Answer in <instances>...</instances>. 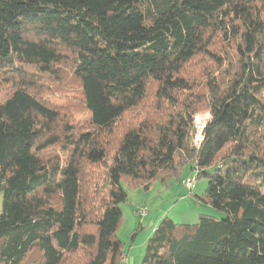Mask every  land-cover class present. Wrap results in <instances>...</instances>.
Returning a JSON list of instances; mask_svg holds the SVG:
<instances>
[{
    "label": "trees",
    "instance_id": "16d2710c",
    "mask_svg": "<svg viewBox=\"0 0 264 264\" xmlns=\"http://www.w3.org/2000/svg\"><path fill=\"white\" fill-rule=\"evenodd\" d=\"M63 64L89 115L76 135L31 91ZM150 86L157 113L117 133ZM86 163L105 168L95 207ZM187 166L209 213L163 217L141 264H264V0H0V264H118L122 180L148 188Z\"/></svg>",
    "mask_w": 264,
    "mask_h": 264
},
{
    "label": "rangeland",
    "instance_id": "374dc122",
    "mask_svg": "<svg viewBox=\"0 0 264 264\" xmlns=\"http://www.w3.org/2000/svg\"><path fill=\"white\" fill-rule=\"evenodd\" d=\"M62 67L61 77L58 80L44 79L38 81V84L31 87V91L35 92L47 106L60 113L70 124V133L76 135L81 131L90 129L89 115L81 99L79 82L72 74L70 65L63 64ZM189 68L191 70L188 75L191 78L193 76L199 78L198 70L200 68L197 67V63H192ZM153 88L154 86L149 87L142 104L128 114L126 121L122 120L119 129H116L117 133L122 130L123 126L131 122L137 123L142 119L135 118L134 121H130L132 114L143 117L148 112L147 116L150 115L152 118L155 115L154 112L157 113L156 109L161 106V102H158L154 96ZM185 97L184 92H181L178 102H185ZM209 118L210 113L207 109L198 110L193 115L194 131L191 135L193 145L200 144L203 138V127ZM101 138L103 141L109 139L111 142L109 135H102ZM55 153H60L59 144L50 148L44 156L50 157ZM110 154H108V157ZM180 168L181 166L176 167L175 173L177 175ZM188 172L190 173L187 166L180 179L162 174L163 180L161 178L152 180L148 188H145L142 184L134 185L122 180V186L127 193V197L119 203L122 217L116 230V236L122 242L123 254L118 264H122L121 260L125 261L127 257L129 258L128 264H141L145 241L163 217H168L178 224H191L197 221L200 213H209L208 208L197 200V196H200L206 187L207 179L204 177L195 179L194 176L185 178ZM105 176L103 165L87 163L83 165L82 188L88 207H95L97 200L102 197L101 195H105L104 192L99 193V188L103 187ZM158 176H161V174ZM78 258L79 256L75 259Z\"/></svg>",
    "mask_w": 264,
    "mask_h": 264
},
{
    "label": "crops",
    "instance_id": "0c3cea01",
    "mask_svg": "<svg viewBox=\"0 0 264 264\" xmlns=\"http://www.w3.org/2000/svg\"><path fill=\"white\" fill-rule=\"evenodd\" d=\"M146 242V241H145ZM126 255V254H125ZM127 256V255H126ZM125 258V257H124ZM142 258V257H141ZM122 264H128L129 263V258L127 257V260L123 261L121 260ZM141 262V261H140Z\"/></svg>",
    "mask_w": 264,
    "mask_h": 264
},
{
    "label": "bare ground",
    "instance_id": "6f19581e",
    "mask_svg": "<svg viewBox=\"0 0 264 264\" xmlns=\"http://www.w3.org/2000/svg\"><path fill=\"white\" fill-rule=\"evenodd\" d=\"M202 122V121H201ZM205 122V121H204Z\"/></svg>",
    "mask_w": 264,
    "mask_h": 264
}]
</instances>
